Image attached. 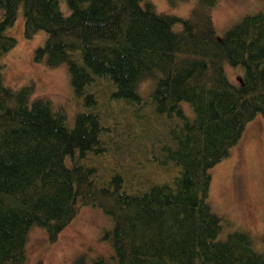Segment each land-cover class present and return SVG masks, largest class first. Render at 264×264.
I'll return each instance as SVG.
<instances>
[{
  "label": "trees",
  "instance_id": "1",
  "mask_svg": "<svg viewBox=\"0 0 264 264\" xmlns=\"http://www.w3.org/2000/svg\"><path fill=\"white\" fill-rule=\"evenodd\" d=\"M216 2L196 0L179 17L149 0H0V58L15 44L5 30L20 10L25 38L46 34L33 59L65 64L81 102L68 126L60 107L31 98V82L5 85L0 64V264H26L31 225L53 242L86 205L113 221L114 264H264V236L259 251L246 233L219 239L227 223L207 202L209 169L247 122L264 119V13L216 38ZM223 63L242 68L237 84ZM143 81L153 88L140 96ZM147 163L169 179L135 185ZM108 165V176L98 173ZM71 264L107 261L82 253Z\"/></svg>",
  "mask_w": 264,
  "mask_h": 264
},
{
  "label": "rangeland",
  "instance_id": "2",
  "mask_svg": "<svg viewBox=\"0 0 264 264\" xmlns=\"http://www.w3.org/2000/svg\"><path fill=\"white\" fill-rule=\"evenodd\" d=\"M149 1L157 12L179 17H187L196 3V0H179L171 5L166 0ZM59 5L61 11L67 13L64 1ZM257 12L264 13V0H217L209 11L216 38H220L243 16ZM179 28L177 24L172 27L174 31ZM5 34L14 38L15 44L0 58L2 82L13 89L31 82V98L45 97L53 108L60 107L66 124L71 126L75 114L81 110V102L73 94L67 66L49 67L43 60L33 59L34 50L44 43L45 32L37 31L30 38H25L19 10ZM223 71L232 84H237L242 77L240 66L223 63ZM150 86L152 89L153 83L141 82L139 95L144 96ZM181 107L188 117H192L188 104L181 103ZM97 171L106 177L110 173L109 165ZM209 173L207 202L211 211L227 223L218 238L223 239L226 233L234 231L246 233L251 237L254 249L261 250L264 236V119L260 114L245 124L239 139L228 149V155L213 165ZM137 174L135 185L162 183L171 175L167 168L152 163H147ZM121 175L127 184L129 176ZM112 229L113 221L98 207L79 206L53 242L47 240L41 226L29 227L24 247L25 262L71 264L77 255L87 253L89 257L101 255L107 264H114Z\"/></svg>",
  "mask_w": 264,
  "mask_h": 264
}]
</instances>
